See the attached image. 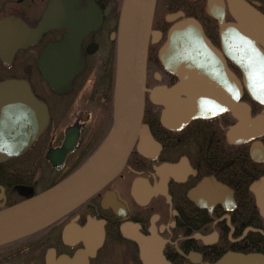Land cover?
<instances>
[{"label":"flooded vegetation","instance_id":"af4514ba","mask_svg":"<svg viewBox=\"0 0 264 264\" xmlns=\"http://www.w3.org/2000/svg\"><path fill=\"white\" fill-rule=\"evenodd\" d=\"M121 4L0 0V84L21 81L26 86L21 95L30 93L37 103L35 113L22 111L18 122L17 138L26 145L0 149V209L65 179L109 134ZM249 6L264 16V0H156L152 30L158 35L149 40L142 121L151 142L145 145L139 135L119 175L83 205L1 245L0 264H67L86 248L79 237L99 229L103 241L88 264H110L112 248L127 264H143L139 244L125 237L132 229L171 264H215L225 255L264 264V215L251 188L264 178V151L251 155L253 142L264 148V134L252 140L227 137L237 122L228 110L170 129L155 98L157 88L178 82L159 60V49L174 23L192 18L222 55L225 87L241 82L242 90H229L237 104L248 106L251 116L264 115V104L243 87L250 60ZM24 103L21 98V110Z\"/></svg>","mask_w":264,"mask_h":264},{"label":"water","instance_id":"95a60500","mask_svg":"<svg viewBox=\"0 0 264 264\" xmlns=\"http://www.w3.org/2000/svg\"><path fill=\"white\" fill-rule=\"evenodd\" d=\"M155 5L156 0H122L118 29L113 125L109 134L90 158L64 180L36 195L26 192L24 200L0 209V246L48 227L98 193L123 169L139 131L142 133L145 144L151 142L148 128L142 126L141 122L149 38L151 34L158 35L156 31L151 30ZM249 9L251 35L249 47H245L249 48L250 60L249 71L246 70V73L251 77L250 96L264 104V51L258 48V43L264 47V16L252 7ZM174 18L175 16H171L169 19ZM220 31L225 32V26L221 23ZM158 57L163 66L169 67L171 73L178 79V82L170 89L157 92L176 95L177 102L174 101L171 106L158 100L165 107L162 114V122L165 126L167 122L168 125L180 124L191 117L211 116L226 110L236 112L239 106L236 103V96L230 92H222L229 79L220 60L222 55L204 35L195 19H183L170 27L166 42L159 49ZM240 65L242 66L241 63ZM217 68L222 70H216ZM255 70L258 74L252 75ZM189 84L192 92L188 93L185 88H189ZM213 86L215 89L207 96H203L201 90L205 87L211 89ZM233 87H238L235 81ZM233 87L231 86L230 89ZM25 88L21 81L16 80L0 84V114L4 116L0 118V128L9 123V126H6L7 129H3L5 134L0 135V149L9 147L8 150L12 152L26 145L24 141L17 138L20 114V103L17 99H25L26 107L23 110L32 111V114L35 113V107L32 106H37V103L30 93L21 95V90ZM177 94H187L192 102L194 96H198L199 99L194 103L195 105L187 109L188 105L185 107L184 102H180L177 98ZM229 94L232 95V101L228 103L225 100L230 97ZM4 98H12L14 102L4 106L2 102ZM178 103L181 106L182 115L180 112H171L173 108H177ZM247 109L248 107L243 110L245 115H248ZM177 114H180L179 117L173 118ZM14 115H17V118L13 117ZM245 115L238 116L240 123L246 119V122L257 125V128L264 125V116L253 123ZM2 122L4 125L1 124ZM256 146L258 145L254 144L251 149L253 158L264 151L260 146L257 151ZM251 188L256 194V201L264 215V178L254 183ZM130 232L125 234V237L139 244V257L143 264H171L165 259L160 248L156 249L152 246L149 239L141 237L133 229ZM81 237L79 238L86 244L85 250L76 253L67 264H88V257L95 254L103 241V230L99 229L96 233ZM253 259L254 257L249 256L225 255L215 264H253Z\"/></svg>","mask_w":264,"mask_h":264},{"label":"bare ground","instance_id":"6f19581e","mask_svg":"<svg viewBox=\"0 0 264 264\" xmlns=\"http://www.w3.org/2000/svg\"><path fill=\"white\" fill-rule=\"evenodd\" d=\"M240 4V3H239ZM250 7V6H249ZM245 8H247V7H245ZM153 22V21H152ZM201 27V26H200ZM201 30H202V32H203V29H202V27H201ZM204 33V32H203ZM228 43H230V42H228ZM227 43V44H228ZM260 50H262V51H264V47H258ZM206 65V64H205ZM209 67H211V68H213L212 66H209ZM170 73H171V70H170V68L169 67H167L166 68ZM173 70V69H172ZM216 70H222L221 68H217ZM173 74V73H172ZM256 74H258V72H256V70H255V72H254V74L252 73V75H256ZM174 75V74H173ZM245 77L243 78V87H244V89L246 90V92L250 95L251 93H250V91H252V85H250L249 84V80H250V76H246V75H244ZM232 77V76H231ZM230 81H232V79L230 80ZM235 82H237L238 83V88L237 89H241L242 90V85H241V82H239L237 79H236V81ZM115 86H116V83H115ZM174 86V85H173ZM189 86V88H185L186 89V91L189 93V92H192V87H191V85L189 84L188 85ZM162 89H167V88H162V87H159V88H157L156 90H155V98H157L158 100H160V101H163L167 106H171L173 103H174V101H176V95H171V94H167V93H163V92H159V93H157L159 90H162ZM215 89V86H213L211 89L210 88H207V87H205L204 89H202L201 90V92L203 93V96H207V94H209L212 90H214ZM145 90H146V88H145ZM230 89H228V88H226L225 86L223 87V91L222 92H225V93H229L230 91H229ZM163 91V90H162ZM144 94H145V92H144ZM188 95H190V94H188ZM200 96H202V95H200ZM229 96L230 97H228L225 101H227L228 103L229 102H231L232 101V95L231 94H229ZM234 96H236V103H237V98H238V96H237V94H235ZM251 97V96H250ZM177 98L180 100V102H184V106L186 107L187 105L189 106H187V109L188 108H190L192 105H195L194 103H196L197 101H198V99H199V97L198 96H194V98H193V102L188 98V96H187V94H184V95H182L181 96V94L180 95H178L177 94ZM221 98H222V96H221ZM252 98V97H251ZM253 99V98H252ZM18 100V102L20 103V106H19V110H20V114H19V122L21 123V112L22 111H25V110H21V98H19V99H17ZM114 100H115V94H114ZM2 102H4V106H7V105H5V104H11V103H13L14 102V100L12 99V98H4L3 100H2ZM177 102V101H176ZM226 102V103H227ZM257 103L259 102V101H256ZM159 103V102H158ZM161 106H163V104H161V103H159ZM239 105V104H238ZM2 107V106H1ZM164 107V106H163ZM184 107V108H185ZM246 107V105H242V103H240V105L236 108V112H234V111H231V110H228V111H231L232 113H233V115H234V117H236V119H237V122L235 123V125L232 127V128H230L229 130H228V132H227V137H231V136H237V137H242V136H248L249 137V139L250 140H252V139H255V138H257V137H259V136H261V135H263L264 134V125H262V127H258L257 128V125H255V124H252V123H250V122H246L247 120L246 119H244V121H243V123H240V121H239V118H238V116L239 115H245V113L243 112V110H244V108ZM248 107V106H247ZM4 108V107H3ZM25 109V108H24ZM164 110H165V107H164ZM163 110V111H164ZM248 115H245L249 120H251L253 123H256V119H258V118H260L262 115L260 114V115H255V116H251V114H250V109H249V107H248ZM143 111H144V107H143ZM181 106H180V104L178 103L177 104V108L176 109H172L171 110V112H174V113H178V112H180V114L182 115V113H181ZM26 112V111H25ZM162 114H163V112H162ZM180 114H177L175 117H173V118H175V119H177L178 117H179V115ZM13 117H16L17 118V115H14ZM206 117H210V115L209 116H201V117H191V118H189V120H191V119H197V118H206ZM172 118V119H173ZM182 119V118H181ZM188 120V121H189ZM188 121H186V122H184V123H180V124H175V125H168V122H167V125H166V127L168 128V127H172V128H170V129H177V128H180V127H182L185 123H187ZM255 121V122H254ZM112 122H113V120H112ZM245 122V123H244ZM113 125V124H112ZM112 127V126H111ZM20 128H21V125H20ZM256 129V131H254ZM252 131H254V132H252ZM256 134H259V135H256ZM139 135H141L142 136V133L139 131L138 132V135H137V137L139 136ZM137 140V139H136ZM136 142V141H135ZM254 145V142L252 143V146ZM251 149H252V147H251ZM128 160V159H127ZM127 162V161H126ZM262 179V178H261ZM260 180V179H259ZM70 233V232H69ZM66 234V233H65ZM64 234V235H65Z\"/></svg>","mask_w":264,"mask_h":264},{"label":"rangeland","instance_id":"374dc122","mask_svg":"<svg viewBox=\"0 0 264 264\" xmlns=\"http://www.w3.org/2000/svg\"><path fill=\"white\" fill-rule=\"evenodd\" d=\"M146 79V78H145ZM171 88V87H170ZM168 88V89H170ZM144 115V114H143ZM104 118L101 117V120H103ZM115 179V178H114ZM109 253V252H108ZM120 254L119 251L117 250L115 252V250L112 248L111 249V254L109 253V257H107L106 259L108 260V262H110V264H114V261L116 260L117 255ZM117 261V260H116ZM120 262V263H119ZM127 264V258H124L121 254L119 257V261L116 262V264Z\"/></svg>","mask_w":264,"mask_h":264}]
</instances>
